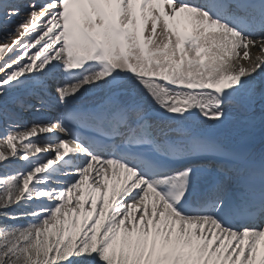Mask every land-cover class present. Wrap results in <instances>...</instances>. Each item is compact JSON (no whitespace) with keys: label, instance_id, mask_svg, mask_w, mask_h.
Masks as SVG:
<instances>
[{"label":"snow or ice","instance_id":"snow-or-ice-1","mask_svg":"<svg viewBox=\"0 0 264 264\" xmlns=\"http://www.w3.org/2000/svg\"><path fill=\"white\" fill-rule=\"evenodd\" d=\"M261 74L264 0H0V264H264Z\"/></svg>","mask_w":264,"mask_h":264},{"label":"bare ground","instance_id":"bare-ground-1","mask_svg":"<svg viewBox=\"0 0 264 264\" xmlns=\"http://www.w3.org/2000/svg\"><path fill=\"white\" fill-rule=\"evenodd\" d=\"M259 54H260V53L258 52L257 49H252V55H253V56H255V55H259ZM258 83L261 84V85H264V74H261V76L258 77ZM49 111H50V110H49ZM49 111H45L44 113H36V116H37V118L40 119V120L52 119V118H54L55 116H57V112H56V111H54L53 113H51V112H49ZM34 113H35V112H27V113L24 115L23 123L27 124V125L30 127V126H31V122H33V121L30 120V119L32 118L31 116H32ZM47 116H49V117L47 118ZM27 118L30 120L29 123H28V121H27ZM30 139H35V138H30ZM26 142H27V141H25V143H26ZM0 143H2V140H0ZM40 147L44 148V147H45L44 143H41V144H40ZM4 149L7 150L6 153L9 152L6 146H5ZM17 150L20 151V152L23 151L22 148H21L20 143H19L18 146H17Z\"/></svg>","mask_w":264,"mask_h":264},{"label":"rangeland","instance_id":"rangeland-1","mask_svg":"<svg viewBox=\"0 0 264 264\" xmlns=\"http://www.w3.org/2000/svg\"><path fill=\"white\" fill-rule=\"evenodd\" d=\"M52 111H55V110H50L49 112L52 113ZM24 114H25V113H24ZM31 117H32V118H31L30 120H32L33 118H35V119H33V120L38 119L37 116H36V113H34ZM30 120L27 118L28 123H29ZM33 120H32V121H33ZM46 120H48V119H46ZM18 144H19V142L16 143V147L18 146ZM41 148H42V147H41ZM3 150H4L5 152L7 151L6 149H3ZM8 151L10 152L9 149H8ZM30 158H31V157H30ZM8 171H10V170H9V169H6V168L0 169V172H8Z\"/></svg>","mask_w":264,"mask_h":264}]
</instances>
